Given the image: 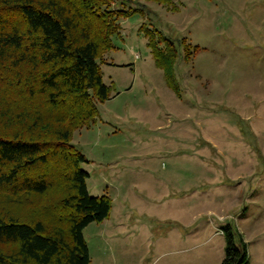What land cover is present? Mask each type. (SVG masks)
Masks as SVG:
<instances>
[{
    "label": "rangeland",
    "instance_id": "374dc122",
    "mask_svg": "<svg viewBox=\"0 0 264 264\" xmlns=\"http://www.w3.org/2000/svg\"><path fill=\"white\" fill-rule=\"evenodd\" d=\"M170 6L130 4L142 11L119 19L99 60L109 99L72 135L89 195L111 200L83 230L89 264H221L228 224L264 264V0Z\"/></svg>",
    "mask_w": 264,
    "mask_h": 264
},
{
    "label": "trees",
    "instance_id": "16d2710c",
    "mask_svg": "<svg viewBox=\"0 0 264 264\" xmlns=\"http://www.w3.org/2000/svg\"><path fill=\"white\" fill-rule=\"evenodd\" d=\"M146 1L178 11L173 0ZM133 2L0 0V264L90 263L83 230L109 217L111 200L89 195L88 160L71 140L109 99L99 60L119 19L142 11ZM138 31L155 58L150 32ZM183 47L188 60L191 46ZM155 64L179 97L171 70ZM222 233L221 264H249L244 236L230 224Z\"/></svg>",
    "mask_w": 264,
    "mask_h": 264
},
{
    "label": "crops",
    "instance_id": "0c3cea01",
    "mask_svg": "<svg viewBox=\"0 0 264 264\" xmlns=\"http://www.w3.org/2000/svg\"><path fill=\"white\" fill-rule=\"evenodd\" d=\"M156 65V64H155ZM157 67V66H156ZM157 68H159V67H157ZM159 69H161V68H159ZM161 71H163L162 69H161ZM163 73V72H162ZM163 76H164V73H163ZM165 78V77H164Z\"/></svg>",
    "mask_w": 264,
    "mask_h": 264
}]
</instances>
